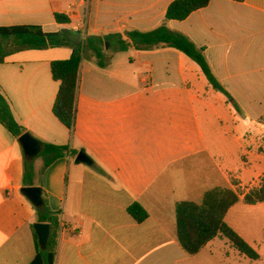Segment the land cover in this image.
I'll return each mask as SVG.
<instances>
[{
    "label": "crops",
    "instance_id": "1",
    "mask_svg": "<svg viewBox=\"0 0 264 264\" xmlns=\"http://www.w3.org/2000/svg\"><path fill=\"white\" fill-rule=\"evenodd\" d=\"M172 1L0 0V27L70 30L81 39L149 32L164 24L204 50L232 98L213 90L196 63L171 48L104 50V68L86 50L70 131L53 115L59 83L50 64L69 59L71 49L6 57L0 94L23 132L15 136L0 123V264H30L36 255L37 210L23 193L29 187L40 190L41 202L59 222L53 264L264 260V203L243 202L264 178V0H210L183 21H166ZM55 14L69 23H56ZM24 134L39 144L34 157L24 153ZM44 145L66 150L45 166ZM81 151L91 166L75 164ZM216 188L239 196L224 221L260 251L258 260L223 237L192 256L180 247L176 205L200 204ZM133 203L147 212L142 223L127 213Z\"/></svg>",
    "mask_w": 264,
    "mask_h": 264
},
{
    "label": "trees",
    "instance_id": "2",
    "mask_svg": "<svg viewBox=\"0 0 264 264\" xmlns=\"http://www.w3.org/2000/svg\"><path fill=\"white\" fill-rule=\"evenodd\" d=\"M89 3L90 0H83ZM210 0H174L167 7L166 21H183L193 12L205 8ZM244 2L245 0H231ZM54 20L59 24H67L69 20L63 15L55 14ZM70 48L69 59L53 61L50 71L54 81L59 83L58 92L53 104V115L67 129L72 131L75 119V101L78 90L80 63L86 50H91L97 65L104 68L107 58L104 50L113 53L126 52L130 48L137 51H150L158 48L174 49L192 60L201 70L213 90L220 92L229 100V93L220 85L214 76L202 48H197L186 36L170 31L164 24L149 32L128 31L124 35L109 34L105 36H85L70 30L45 33L41 27L34 25H17L0 27V63L13 53L23 50H43L51 48ZM238 109L237 106H235ZM264 124V115L259 119ZM0 123L15 136L22 134V128L15 122L10 107L0 94ZM64 147L44 145L43 157L45 166L63 155ZM52 155L51 157H48ZM239 201V196L229 189H212L204 194L200 204L180 202L176 205L177 237L180 247L189 255L197 254L206 244L216 237L225 238L230 245L250 260H258L259 254L247 244L224 221L228 210ZM246 205L264 203V178L258 189L249 191L243 197ZM37 222L48 223L50 234L45 250H41L37 237L36 255L30 264H53L55 239L59 228L58 219L52 216L45 204L36 207ZM127 213L137 222L147 219V212L133 203ZM33 229V228H32Z\"/></svg>",
    "mask_w": 264,
    "mask_h": 264
},
{
    "label": "water",
    "instance_id": "3",
    "mask_svg": "<svg viewBox=\"0 0 264 264\" xmlns=\"http://www.w3.org/2000/svg\"><path fill=\"white\" fill-rule=\"evenodd\" d=\"M20 143L23 147L24 153L28 157H34L39 151L38 142L33 139L30 135L24 134L20 137ZM75 164H84L87 166L92 165L91 159L87 157L82 151L79 152L75 158ZM23 193L36 207H40L41 202V192L36 187L24 188ZM35 235L37 237L38 245L41 250H45L46 244L50 234V227L46 223H36L33 226Z\"/></svg>",
    "mask_w": 264,
    "mask_h": 264
},
{
    "label": "rangeland",
    "instance_id": "4",
    "mask_svg": "<svg viewBox=\"0 0 264 264\" xmlns=\"http://www.w3.org/2000/svg\"><path fill=\"white\" fill-rule=\"evenodd\" d=\"M261 251H263V248L260 249ZM260 251H258L259 253ZM246 259V258H245ZM246 261V260H245ZM260 264H264V260L260 262Z\"/></svg>",
    "mask_w": 264,
    "mask_h": 264
}]
</instances>
